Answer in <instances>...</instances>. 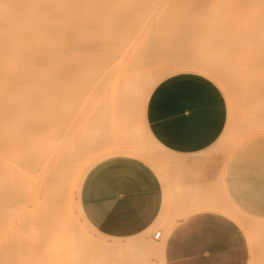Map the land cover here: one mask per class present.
Listing matches in <instances>:
<instances>
[{"label": "bare ground", "instance_id": "bare-ground-1", "mask_svg": "<svg viewBox=\"0 0 264 264\" xmlns=\"http://www.w3.org/2000/svg\"><path fill=\"white\" fill-rule=\"evenodd\" d=\"M222 1L227 2L228 0ZM236 1L242 2V5L241 3L236 5L237 2L234 4L232 0L233 6L229 1L227 5L241 8L238 16H235L242 21L237 30L238 39L239 41L247 39L252 45L250 44L249 48L247 46L240 51L242 55L233 61V66H221L198 60L166 65L160 61H150L149 54L144 50L134 52L129 58H126L127 54L111 57L108 64L112 65L110 69H107L106 65L102 69L96 65L94 67L82 65L80 69L82 74L98 72L97 75L94 74L88 92L83 97L85 109L90 103L97 107L95 109L97 123L93 126L88 119L72 122V102L70 103L66 99L64 102H68V104L64 103L61 106L62 104L56 101L60 88L67 85L64 69L68 70L74 65L62 64L58 53L52 52V49L58 50V44L63 40L62 38L73 43L78 38L88 41L95 35L87 30L79 33L73 30L76 25L91 29L95 25H99V22H103L101 15L92 13V1L0 0V195L2 182L8 180L7 177L4 180L5 176H11L13 171L17 170L16 176L13 178V175L10 177L11 180H8V183L10 182L8 190L10 187L11 192L9 193L12 194V197L10 194V199L5 198L9 201L12 198L14 201H11L10 206L7 205V209L3 206L6 202L4 204L2 200L0 201L2 208L4 207L2 211H5L4 215L0 211V264H99V262L100 264L101 262L102 264H124V261L121 262L124 259L128 262L125 264H165L164 242L169 231L178 219L201 210H216L229 216L239 226H242L251 245L255 248L259 245L257 248L262 247L260 252H264V231H256L259 223L249 224L244 212L230 200L226 193H213L211 186L204 189L200 186L194 189L184 186L182 178L170 174V171L165 169L163 163L160 162L152 161L166 187L165 204L167 205L172 200L174 191L176 203L178 201L180 207H178L179 209L176 207L174 216H170L168 210L163 211L159 220L144 232L127 238L105 236L87 221L80 203L83 179L89 169L100 160L113 155H131L150 162L153 146L167 151L151 135L144 121V113L141 125H125L123 121L115 122L112 117L107 116L104 104L112 107L113 103L120 99V96L128 100L146 103L151 90L161 80L184 72L202 73L222 89H225L230 81L233 83V81L236 82L234 79H237V84L233 85L235 89L234 101L238 95L244 92L242 87L245 86L243 84L248 79V75L245 77V72L251 68L253 59L257 57L254 54L258 53L259 45L264 42V0ZM46 27L50 29L45 30ZM46 42L50 44V51L47 53L45 51ZM260 47L262 48L264 45ZM77 49L79 48L76 46H70L69 50ZM81 49L85 51L81 58L87 60L89 51L85 46H81ZM261 51L264 52V50ZM262 53L259 54L262 55ZM252 54L255 56L254 58H252ZM259 54L258 57H260ZM101 59H105V57L102 56ZM228 71H232L233 75L231 73L229 75ZM79 81L83 84L84 77L80 76ZM257 81L255 85L261 82ZM30 88H33L32 90L37 94H41L39 96L41 100L44 98V93L47 94V102L42 103L35 98L31 99ZM15 90L17 93H14ZM57 103L60 105L56 106ZM31 104H33L32 107L35 106L34 108H38L36 106L40 105L39 109H42L43 114H39L41 113L39 109L28 111L29 113L30 111H34L33 113L39 111V113L37 112L38 119L41 118V120H35L37 113L31 112L30 117L26 118L30 124H24V126L28 127L34 121L36 123L38 121L39 125L37 127L34 122L35 124L32 126L36 128L28 127L33 130L31 129L32 132L27 134V131L21 129L22 116L25 120V113L31 108L27 107ZM51 106L53 108L55 106V109L59 110L65 109V112L55 111V109L51 111ZM235 110V107L232 106L233 116L236 117ZM52 112H57L60 116L58 114L57 116L56 113H53L55 115L52 116ZM256 112V118L264 117V114L261 116L258 115V111ZM31 117H35L34 121ZM62 117L64 119H61ZM15 121L19 126L14 125L18 127L16 129L13 127V124H16ZM11 126L16 130V134L18 133L17 137L21 134L23 138L20 136L18 141H24L25 137L27 140L26 144L18 142L19 144L16 145H21L24 149L22 154L16 149L20 154L16 155L18 160H16V164H13L15 163V161L13 162L14 155L10 152L11 148L9 149L12 139L17 141L16 138L11 137L14 133L11 136L9 134ZM24 133L25 135H22ZM95 139L98 140L95 141ZM13 144L15 145L16 142ZM21 147H18L20 151ZM166 164L170 166L171 162L166 161ZM15 165L19 167H14ZM3 167L7 171V168H12L8 172H11L13 167L17 169L13 170L12 174L6 175L7 172ZM35 174L40 181L39 188H42L43 191H38V210L34 212L29 207L30 202L24 203L27 196L26 198L22 197V193L23 196L25 195L22 191H27L28 188L31 191L32 175ZM31 180L32 182H30ZM169 185H174V188ZM224 190L226 189L224 188ZM21 197L24 198L23 203L26 204L22 207ZM25 206L30 210L25 209ZM30 211H33L34 214L30 215ZM258 219L255 218L257 221ZM162 223H165V225H161L164 232L162 240L137 239ZM92 233H97L100 238L97 239L98 236L94 238ZM108 238L112 240L111 243Z\"/></svg>", "mask_w": 264, "mask_h": 264}, {"label": "crops", "instance_id": "crops-1", "mask_svg": "<svg viewBox=\"0 0 264 264\" xmlns=\"http://www.w3.org/2000/svg\"><path fill=\"white\" fill-rule=\"evenodd\" d=\"M227 119L222 90L193 72L161 80L144 108L151 135L183 160L178 175L184 186L202 184L201 160L211 156L207 152L223 134ZM124 156L131 155H113L94 164L80 191L85 218L109 237L140 234L159 220L163 211L171 215L176 208L174 191L172 200L165 204L166 187L156 168L142 158ZM221 172L222 164L218 178ZM224 180L229 198L241 211L264 219V134L246 139L232 151ZM251 259L241 227L216 210L196 211L178 219L164 242L165 264H250Z\"/></svg>", "mask_w": 264, "mask_h": 264}, {"label": "rangeland", "instance_id": "rangeland-1", "mask_svg": "<svg viewBox=\"0 0 264 264\" xmlns=\"http://www.w3.org/2000/svg\"><path fill=\"white\" fill-rule=\"evenodd\" d=\"M91 1H92L91 2L92 13L101 15L102 16L101 20H103V22L102 21L99 22L100 23L99 25H95V27L91 29L81 27L80 25H76L74 26L73 30L76 33L87 30V31H91V33H94L95 35L90 37L88 41H84L85 39L81 40L78 38V39H75V42L73 43L69 41L67 42L66 40H64V38H62L63 40L60 42V44H58V47H59L58 50L52 49V52L58 53L62 64H67L68 66L74 65L68 70L63 68L65 72L64 73L65 81L67 82V85L62 86L60 88V90L58 91L59 96L56 99L57 102L62 104L61 106H63L64 103L68 104L69 101L70 103L72 102L71 103L73 104L71 108V112H72L71 121L72 122L73 121L76 122L78 120L84 121L85 119H88L89 123L93 126L97 123L95 119V114H96L95 109L97 108L96 105L94 104L91 105L90 103L87 105L88 107L85 109L84 107L85 101H83V97L88 92L87 90L89 88V84H91L90 82H92V78L94 77V74L97 75L98 72H95L94 74H89V73L82 74L80 70L82 65L84 66L91 65V67H94V65H96L99 69H102V67L106 65V67L108 66L107 69H110L112 65L111 64L108 65V64L110 63L109 61L111 60V57L122 56L124 54H127L128 56L126 58H129L134 54V52L139 51V50L140 51L144 50L149 54L148 59L150 61L152 60L154 62L160 61L162 64L165 63L166 65H171V63H175V62L176 63L185 62L187 60H198L200 62L215 63L221 66H224V65L233 66L232 65L233 61H235V59H237L238 57L242 55L240 51L242 49L244 50L245 48H247V46L249 48L251 44V42L249 44V41L247 39H240L241 41H239L238 39L237 30L239 28L238 26L241 25L242 21L239 20L240 18L235 17V16H238L241 8L239 6L238 7L236 6V8L232 7L233 6L232 2H234L235 4L237 2L236 0H232V2L231 0H228L229 2L232 3V6H230V4L227 5L228 1L224 2L222 0H91ZM238 3H241L242 5V2L240 1L237 2L236 5H238ZM49 29L50 28L48 27L45 28V30H49ZM245 41H246V44H245ZM240 42H242V44H240ZM247 42L249 45L247 44ZM259 44H261V42H259ZM259 44L257 43V47ZM261 45L263 46L264 42ZM261 45H259L257 49L260 52L257 51L258 53L254 54L255 56L257 55V57L253 59L254 62L252 63L251 68H249V70L247 69V71L245 72L246 73L245 77H247L248 75L247 77L248 79L243 84L245 85L243 86L245 89L242 87V91H244L242 93L244 95L241 93V95H238L234 101L235 89L233 85L235 86L237 84V79H234L236 80V82L233 81L234 84L232 83V81L229 80L230 83L226 86L225 89H222L214 82L222 90L227 100V105H228L227 124L219 140L207 152V154L211 156H209L205 160H201L203 164L202 174L205 175V177L202 179V184L189 185L188 187H191L194 189V188H197V186H200L201 188L204 189V188H209V186H211L210 188L213 190L212 191L213 193H221V194L226 193L227 194L226 190H224L225 188L224 174H225V165H226V162L230 154L240 143H242L246 139L251 138L253 136L264 134V117L256 118V114H257L256 111H258V115L262 116L264 114L263 113L264 111V107H263L264 106V87H263L264 86V74H261L264 72V62H263L264 52L261 51V50H264V47L261 48L260 47ZM49 46L50 44L46 42L45 43L46 53L50 51ZM70 46H76L79 49L75 51L69 50ZM81 46L83 47L85 46V48H87V51H89L88 52L89 58L87 60H85V58H81L83 53L85 52L81 49ZM254 46H255V43H254ZM259 53H262L263 57ZM258 54L260 55V57H258ZM254 55L252 58L255 57ZM102 56L105 57V59H101ZM257 59L258 60L260 59L258 61L259 63L256 62ZM259 66L260 68H258ZM227 73H229V75L231 74L233 75L232 71H228ZM197 74H201L207 77L206 75L202 73H197ZM80 76L84 77L83 84L79 81ZM256 78L259 80L257 81ZM59 79H62V77H59ZM256 81L257 82L261 81V82H259L260 84L256 83L255 85ZM32 89L33 88H30V92H29L31 99L35 98V100H37L38 102H42V103L47 102V98H48L47 94L44 93V98L42 97L43 100H41V98L39 97L41 94H37ZM14 93H17V91L15 90ZM66 99L68 102H64ZM31 103H33V101H31ZM60 104L57 103L56 106ZM66 104L65 106L67 108ZM145 104L146 103H142L137 100H128L127 98H123L120 96V99L114 102L112 107L105 105V104L103 107L105 109L106 115L109 117H112L113 121L115 122L123 121V124L125 125H128V124H140L141 125L143 121L142 115L144 113ZM258 105L262 108L260 109ZM32 106L33 104H31V106L29 105L27 108L29 107L31 108H29L28 110L26 108L27 113H25L26 117L24 115L25 120L22 116L23 124L21 125L20 123V125L22 126V128L21 127L20 128L27 131V134L32 132L31 131L32 128L33 129L36 128L32 126L36 122L34 121L35 117L32 118L33 117L32 116L31 117L32 121H34L35 123L33 122L30 126H28L29 128L32 126V128L29 129L26 126L30 124V121L28 122L26 118L30 117L29 116L30 113L31 112L33 113L35 109L37 110L41 108L40 105L36 106L38 108H34L35 106L34 107ZM61 106L59 107L62 108ZM232 106H234L236 109L235 110L236 117L233 116L234 113L232 112ZM252 107L254 108L253 110H252ZM49 108L50 107H48V109ZM55 108H56L55 106L54 108L52 107L51 111L54 110ZM29 110H34V111H30L29 113L28 112ZM56 110H59V109H55V111ZM39 111L41 113H39ZM39 111L37 112L40 115L43 114L42 109L41 110L39 109ZM59 111L65 112V109H61ZM37 112L33 114H36ZM38 113L37 115H35L36 116L35 120L39 118ZM53 113H56V115L58 114L57 112H52V116L55 115V114L53 115ZM69 114L70 112L68 111V115ZM65 116L63 117L65 118ZM63 117L61 119H64ZM69 120H70V116H69ZM20 121H21V117H20ZM15 122L16 124H13V127H15L14 125L18 124L17 121ZM38 123L39 122L37 121L36 126L39 125ZM24 124H27V125L24 126ZM17 126L15 127V129L19 127ZM10 130H11V132H9L10 136L11 134L14 133L15 136L13 134V136L11 137L16 138L17 140L15 141V139L13 140L11 137H9L12 139L11 141L12 144L13 142H16L15 145L13 144L14 146L9 143V146H10L9 149L11 148L12 150V151L10 150V152L12 153V155H14L13 162L15 161V163L13 164H16L18 161L16 159L17 156L22 154V151H24L21 145L20 146H16V145L19 144L18 142H20L21 144L25 142L24 144H26L27 140L25 137L24 141L22 142L18 141L20 140L19 138L21 134H19L20 136L17 137L18 133L16 134V130H14L12 126L11 128L9 127V131ZM25 133L22 135H25ZM97 140L98 139H95V141ZM6 147H7V143H6ZM18 147H21V151ZM16 149L21 153L19 154ZM13 150H14V153H13ZM151 152H152L151 153L152 159L150 163L152 165H153L152 161L163 163L165 169H170L174 171V173H171L173 176L175 177L179 176L178 174L180 173V169L184 165V162L182 159H178L176 155L169 153L167 151H164L161 148L154 147V146L151 148ZM116 157H121V156H116ZM124 157H131V156H124ZM192 158H198V157L193 156ZM166 161H170L171 165L170 166L167 165ZM221 164H222V172L220 174V177L218 178V171H219V167ZM19 166L15 165L14 167H19ZM14 167H13V170H16L17 168L14 169ZM7 169L9 171L12 168L11 169L7 168ZM5 171L7 172L6 175L10 173L12 174V171L8 172L6 169ZM16 172L13 171V174L11 176H5L4 180H6V177H7L8 180L10 181L11 180L10 177L14 175L13 176L14 178L16 176L15 174ZM32 177H33V182L32 180L30 181L32 182V184H30L31 191L28 190L29 184L24 181L26 184H28V186H26L25 184L23 185L24 187L26 186V188L28 189L27 191H22L25 194L23 196V193H22V197L26 198L27 196V198H29L31 196L30 197L31 201H29L30 199L26 198L25 200L26 202L24 203L30 202V205L29 204L27 205H29V207L35 212L38 210V202H39V192L38 191L42 192L43 189L39 188L40 181L38 179V176L35 174L34 176L32 175ZM8 180L7 182H4V183L2 182L3 184L1 186L2 193L0 195L1 196L0 201L2 200L4 204L6 202V204L3 205L4 207H6V209H7V205L10 206L11 201L12 200L14 201V199L12 198H11V201L5 200V198L8 199L9 195L11 194L9 193L11 192L10 187L8 190V185L10 183V182L8 183ZM3 187L6 188L5 189L6 194H5V190H3L4 189ZM27 192H31V193L29 194ZM3 194L5 196H2ZM11 197H12V194H11ZM23 199L21 201L22 205L20 204L21 207L26 205L23 203ZM8 201L10 202L9 204H8ZM179 204L180 203L177 201L176 203L177 209H179L178 207H180ZM0 207H1L0 211H2L4 207L2 208L1 202H0ZM29 207L25 206V209L27 208V210H30ZM2 212L4 215L5 211H2ZM34 212L32 214L30 213V215H33ZM175 212L169 215L174 216ZM6 214H9V213H6ZM244 216L246 217L249 224H253V222L255 224L259 223L258 225L259 227L258 229L256 228V231L258 230L264 231V219H258L257 221L255 220V217L249 216L245 213H244ZM161 225H165V223L155 226L150 232L146 233L144 236L138 237L137 239L145 238L151 241L162 240L164 237V232L162 230ZM240 227L245 233L246 238L249 242L250 249H251L252 259H251L250 264H264V252L263 251H262L263 253L260 252V248L262 247L257 248V246L259 245H257L256 248L252 246L249 238L247 237L246 232L244 231L242 226ZM158 230L161 231L162 236L160 239L156 240L154 239L153 235ZM92 235L94 238L98 236L97 233H92ZM96 238L99 239L100 237L98 236ZM108 240L110 241L108 242L111 243L112 240L109 238ZM91 255L93 254L91 253ZM123 261L125 263L127 262V260L125 261V259L122 260L121 262L123 263Z\"/></svg>", "mask_w": 264, "mask_h": 264}, {"label": "built area", "instance_id": "built-area-1", "mask_svg": "<svg viewBox=\"0 0 264 264\" xmlns=\"http://www.w3.org/2000/svg\"><path fill=\"white\" fill-rule=\"evenodd\" d=\"M162 236V233L160 230L156 231L153 235L154 239H160Z\"/></svg>", "mask_w": 264, "mask_h": 264}]
</instances>
